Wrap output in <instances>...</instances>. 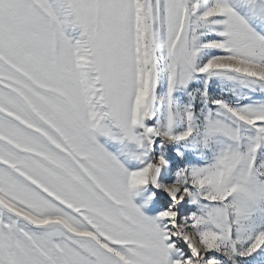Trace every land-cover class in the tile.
Masks as SVG:
<instances>
[{
    "label": "snow or ice",
    "instance_id": "snow-or-ice-1",
    "mask_svg": "<svg viewBox=\"0 0 264 264\" xmlns=\"http://www.w3.org/2000/svg\"><path fill=\"white\" fill-rule=\"evenodd\" d=\"M0 264H264V0H0Z\"/></svg>",
    "mask_w": 264,
    "mask_h": 264
}]
</instances>
